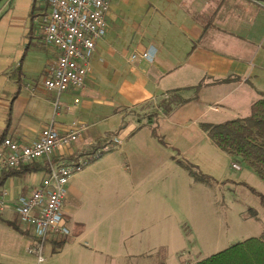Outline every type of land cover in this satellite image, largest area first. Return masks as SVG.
I'll list each match as a JSON object with an SVG mask.
<instances>
[{"label": "crops", "instance_id": "1", "mask_svg": "<svg viewBox=\"0 0 264 264\" xmlns=\"http://www.w3.org/2000/svg\"><path fill=\"white\" fill-rule=\"evenodd\" d=\"M139 8L131 36L108 11L84 88L58 95L42 82L59 55L43 40L44 3L0 7V141L30 144L51 123L62 134L77 122L84 131L61 151L64 158L102 148L123 131L122 141L132 144L124 147L128 164L113 147L70 180L63 204L70 234L48 241L41 264H151L176 232L168 196L180 164L171 147L217 148L201 125L227 122L225 111L246 115L264 95V0H146ZM151 50V61L141 57ZM130 116L139 118L137 126ZM35 165L40 169L0 173L7 175L0 185L7 204L0 264H38L30 253L36 239L16 211L46 177L45 164Z\"/></svg>", "mask_w": 264, "mask_h": 264}, {"label": "built area", "instance_id": "2", "mask_svg": "<svg viewBox=\"0 0 264 264\" xmlns=\"http://www.w3.org/2000/svg\"><path fill=\"white\" fill-rule=\"evenodd\" d=\"M46 1L47 10L41 24L43 40L47 46L57 49L59 55L46 69L43 86L58 95L71 88L82 89L91 71L97 42L106 34L110 0ZM137 57L134 55L132 59ZM141 57L151 61L154 53L147 51ZM83 131L84 127L74 122L61 134L51 123L33 143H20L8 137L0 141V173L38 162L46 166L47 174L41 184L30 195L21 197L16 207L20 222L31 228L36 239L30 253L36 256L38 264L45 261L44 249L50 239L70 234L63 216L70 180L84 170L90 158L121 143L117 137L108 136L99 154L60 156L62 150L72 147L80 139ZM233 167L240 169L236 164ZM6 207L4 196L0 195V213Z\"/></svg>", "mask_w": 264, "mask_h": 264}, {"label": "rangeland", "instance_id": "3", "mask_svg": "<svg viewBox=\"0 0 264 264\" xmlns=\"http://www.w3.org/2000/svg\"><path fill=\"white\" fill-rule=\"evenodd\" d=\"M7 1L9 0H0V7ZM42 2L47 10V1L42 0ZM145 2L146 0H110L109 10L117 15L121 22L119 29L127 35L136 34L137 18L143 11V8L139 7L143 3L145 5ZM45 13L46 11L41 16L43 17ZM258 99H264V95ZM244 114H236L234 110L225 111L223 120L247 118L250 116V111ZM130 120L136 126L140 122L138 117L133 119L130 116ZM141 121L145 122L143 118ZM123 132L119 137L121 143L112 146L117 147L116 151L122 153L124 162L128 164L124 147H132V144L126 146L127 141H122ZM184 135L186 134H178L177 140L180 142L178 144L185 143ZM196 144L202 143L196 140ZM210 145L212 144H208V147L186 145L171 147L177 160L197 166L195 171L207 175L210 179L205 182L195 181L185 168L181 165L176 166L175 184L168 196L176 232L174 231L171 236L170 245H162L150 257L151 264H196L247 239L259 238L264 233V206L261 197L253 194L249 189V187L255 189L264 197V182L245 163L233 160L223 151ZM113 147H108L109 150L100 154L99 151L104 147L86 152L88 155L95 153L99 155L90 158L89 164L75 176L82 175L87 169L86 173L95 163L94 159ZM234 164L240 169H235ZM163 194H165L164 190H162V198H164ZM174 238H176L175 242Z\"/></svg>", "mask_w": 264, "mask_h": 264}, {"label": "trees", "instance_id": "4", "mask_svg": "<svg viewBox=\"0 0 264 264\" xmlns=\"http://www.w3.org/2000/svg\"><path fill=\"white\" fill-rule=\"evenodd\" d=\"M201 128L218 149L233 160L245 163L264 182V99L252 104L250 116L247 118H238L218 125L202 124ZM153 135L164 143L155 130ZM178 163L194 180L205 182L210 179L207 175L197 173L195 165L181 161ZM26 169L34 171L40 167L35 165L24 168ZM6 178V174L0 175V185ZM249 189L261 197L264 206V197L255 189ZM10 226L17 231L21 230L15 223H10ZM65 243V240L59 243L58 248ZM196 264H264V233L259 238L247 239Z\"/></svg>", "mask_w": 264, "mask_h": 264}]
</instances>
